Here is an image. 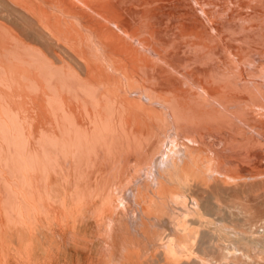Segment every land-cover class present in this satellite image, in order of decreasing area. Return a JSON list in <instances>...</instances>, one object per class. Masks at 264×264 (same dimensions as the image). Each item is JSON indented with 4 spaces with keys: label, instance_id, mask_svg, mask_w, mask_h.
I'll return each instance as SVG.
<instances>
[{
    "label": "bare ground",
    "instance_id": "6f19581e",
    "mask_svg": "<svg viewBox=\"0 0 264 264\" xmlns=\"http://www.w3.org/2000/svg\"><path fill=\"white\" fill-rule=\"evenodd\" d=\"M7 1L0 264H264V0Z\"/></svg>",
    "mask_w": 264,
    "mask_h": 264
},
{
    "label": "rangeland",
    "instance_id": "374dc122",
    "mask_svg": "<svg viewBox=\"0 0 264 264\" xmlns=\"http://www.w3.org/2000/svg\"><path fill=\"white\" fill-rule=\"evenodd\" d=\"M79 3V2H78ZM80 4V3H79ZM10 4L8 3V1L7 0H0V22H4V23H7V24H9L10 26H13V28H16V31H17V29L19 30V31H17L21 36H22V34H23V37L25 36V40L27 41V42H29V43H31V44H35V45H37V46H39L40 48H42L43 50H45L46 52V54L48 55V57L51 55V57H53V61L55 62V64H60V62H61V60H60V56L62 55V57H64V56H66L65 58H66V61H67V59H69V58H73V57H69L70 55H72L73 53H72V51L71 50H69V48H67L64 44H62V43H60L62 46H60L59 44H58V46L56 45L57 43H59V42H57V40L54 38V37H51L46 31H44L40 26H36V25H38L37 23H36V21L33 19L32 20V18H29L30 16H28L27 14H25V13H23V12H21V11H19V10H17V9H15L14 7L13 8H11V5L9 6ZM6 11V12H5ZM8 11V12H7ZM3 12V13H2ZM6 14H5V13ZM2 13V14H1ZM16 13V14H15ZM21 14H23V15H21ZM26 15V16H25ZM16 16V17H15ZM95 16H98L97 18H100L99 20L100 21H102V22H105V23H107L108 24V21H107V19L105 18V17H102V16H100L99 14H95ZM5 17H7V18H5ZM10 17V18H9ZM102 17V18H101ZM4 18V19H3ZM20 18V19H19ZM74 19V21H76L75 23H76V25H77V23L79 24V22L75 19V18H73ZM10 20H11V22H10ZM15 21V22H14ZM17 21H19V22H17ZM28 21H31V22H28ZM14 22V23H13ZM24 22V23H23ZM34 22V24L31 26V28L32 29H30V30H26L27 28H28V26H30L31 24L30 23H33ZM18 23V24H17ZM29 23V24H28ZM23 24H24V28H25V25H26V29H22L23 28ZM36 24V25H35ZM28 25V26H27ZM37 27V28H35V26ZM20 26H22V27H20ZM79 26V25H78ZM29 29V28H28ZM41 31V32H40ZM42 33H43V35H42ZM48 35V36H47ZM51 37V39H50V42H49V38ZM53 38V39H52ZM42 39H43V41H42ZM46 40V41H45ZM45 41V42H44ZM54 41V42H53ZM44 42V43H43ZM50 46V47H49ZM55 46V47H54ZM52 47V48H51ZM61 47H65L69 52H71L70 54H69V58L67 57V55L66 54H68V52L66 51V49L65 48H61ZM182 47V46H181ZM60 48V49H59ZM184 48V47H183ZM61 49H63V51L65 52V53H63V51L61 50ZM53 50H54V53H53ZM55 51H57L58 53L60 52V56H57L58 55V53L56 54V52ZM54 54V55H53ZM64 55V56H63ZM54 56H56L57 57V59H58V61H57V59H56V57H54ZM72 56H74V54L72 55ZM61 57V58H62ZM64 58V59H65ZM55 59V60H54ZM75 59V60H74ZM74 59H71V60H68V62L70 61L71 63H73V66H75L76 68V70L78 71V73H79V75L80 76H84L85 75V72H86V70H85V68H84V66H82L81 64H80V62L77 60V58H76V56H74ZM78 61V65H76V62L75 61ZM69 62V63H70ZM75 62V63H74ZM70 63V64H71ZM80 65V66H79ZM78 66H79V68H78ZM253 187H257L256 189H258V190H255L254 189V191H247L246 193V196H245V198H246V200H248V203H250V204H252L253 206H255L256 207V209H257V211H259V212H261V213H264V181H262V183L260 182L259 184L258 183H256V184H254V186ZM243 188V190L244 191H246V190H248L249 189V187L247 188V186H243L242 187ZM239 188H237L236 190L234 189V190H232L233 192L234 191H237ZM260 189V190H259ZM252 192H255V193H252ZM237 193V192H236ZM238 195H241V192H240V189L238 190ZM258 193V194H257ZM248 196H249V199H247L248 198ZM252 201V202H251ZM254 203V204H253ZM83 252H86L85 250H83ZM144 255L145 254H142V256H143V258H142V256L140 257V259L139 260H141V261H139V263H137V264H144L145 262V264H152V262L150 263V261L148 260V259H146L145 257H144ZM142 258V259H141ZM145 260V261H144ZM55 261H56V263H59V262H65V264H68V262H67V260L66 259H64V258H60V259H58V260H53V264L55 263ZM58 261V262H57ZM149 261V262H148ZM84 259H83V261H81V264H84ZM140 262H142V263H140ZM134 264H136L135 262H133ZM45 264V263H44ZM63 264V263H62ZM119 264V263H118ZM121 264V263H120ZM130 264H132V263H130Z\"/></svg>",
    "mask_w": 264,
    "mask_h": 264
}]
</instances>
